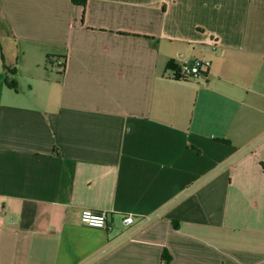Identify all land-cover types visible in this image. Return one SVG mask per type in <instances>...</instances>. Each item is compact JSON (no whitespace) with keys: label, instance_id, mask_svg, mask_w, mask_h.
<instances>
[{"label":"crops","instance_id":"obj_1","mask_svg":"<svg viewBox=\"0 0 264 264\" xmlns=\"http://www.w3.org/2000/svg\"><path fill=\"white\" fill-rule=\"evenodd\" d=\"M0 264H264V0H0Z\"/></svg>","mask_w":264,"mask_h":264},{"label":"built area","instance_id":"obj_2","mask_svg":"<svg viewBox=\"0 0 264 264\" xmlns=\"http://www.w3.org/2000/svg\"><path fill=\"white\" fill-rule=\"evenodd\" d=\"M56 65L63 66L64 62L61 59L56 61ZM211 62L204 60L183 61L176 72L174 78H181L187 80H201L206 77L207 70L210 68ZM80 222L82 225L98 229V230H112L109 225L107 212H95L89 209L83 210L80 215ZM135 216L127 214L123 216L122 223L125 227L133 225Z\"/></svg>","mask_w":264,"mask_h":264},{"label":"trees","instance_id":"obj_3","mask_svg":"<svg viewBox=\"0 0 264 264\" xmlns=\"http://www.w3.org/2000/svg\"><path fill=\"white\" fill-rule=\"evenodd\" d=\"M87 2H88V0H73V3L74 4H78V5H81V6H83L84 8L86 7V5H87ZM147 39H149V40H153L152 38H149V37H146ZM187 80V79H186ZM11 88H13V89H15V86H13V85H9Z\"/></svg>","mask_w":264,"mask_h":264}]
</instances>
